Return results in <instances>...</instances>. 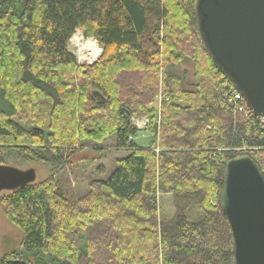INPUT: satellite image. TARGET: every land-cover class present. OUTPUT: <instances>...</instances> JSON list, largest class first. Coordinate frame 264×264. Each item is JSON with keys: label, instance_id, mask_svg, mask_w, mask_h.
Here are the masks:
<instances>
[{"label": "trees", "instance_id": "1", "mask_svg": "<svg viewBox=\"0 0 264 264\" xmlns=\"http://www.w3.org/2000/svg\"><path fill=\"white\" fill-rule=\"evenodd\" d=\"M196 2L0 0V164L17 155L58 169L64 147L111 136L127 150L78 200L56 171L0 196L22 250L35 254H7L0 264L231 263L219 205L225 167L264 155V122L227 101L233 85L202 40ZM78 28L103 49L93 64L69 49ZM185 60L194 89L170 72ZM133 115L149 119L148 148L131 139ZM161 194L171 195L172 213L161 210Z\"/></svg>", "mask_w": 264, "mask_h": 264}, {"label": "water", "instance_id": "2", "mask_svg": "<svg viewBox=\"0 0 264 264\" xmlns=\"http://www.w3.org/2000/svg\"><path fill=\"white\" fill-rule=\"evenodd\" d=\"M202 40L217 67L264 117V0H197ZM93 94L104 97L99 91ZM36 169L0 164V192L36 181ZM219 205L232 232L230 264H264V171L250 155L227 161Z\"/></svg>", "mask_w": 264, "mask_h": 264}, {"label": "rangeland", "instance_id": "3", "mask_svg": "<svg viewBox=\"0 0 264 264\" xmlns=\"http://www.w3.org/2000/svg\"><path fill=\"white\" fill-rule=\"evenodd\" d=\"M91 42L94 43L99 53L84 48L87 43ZM69 49L77 56L78 63L83 65L95 63L103 53L98 40L93 36H87L82 28H78L75 31L69 42ZM170 72L183 78L185 88H195L194 65L191 60H185L179 66L171 68ZM163 99V95H160L152 103V107L156 109L157 116L160 114ZM130 120L139 131H142L138 138L140 143L146 144L149 140H153V135L147 130L149 125L148 118L133 115ZM133 138L131 137V139ZM62 150L66 162L61 168H55L56 170L51 165L25 160L17 155L10 158L7 165L19 169L35 168L36 182L45 180L51 173L56 171L58 184L66 192L67 197L72 200H78L89 192L91 180L104 178L114 169L117 159L124 156L127 152V150L117 147L115 136L108 137L102 142L92 140L83 142L78 140L77 144L72 148L64 147ZM258 159H264V155L259 156ZM9 192L4 190L0 192V196ZM159 205L161 210L172 213L171 195H159ZM21 240V230L5 216L0 207V259L7 254L18 252L32 260L35 254L25 253L21 248Z\"/></svg>", "mask_w": 264, "mask_h": 264}, {"label": "built area", "instance_id": "4", "mask_svg": "<svg viewBox=\"0 0 264 264\" xmlns=\"http://www.w3.org/2000/svg\"><path fill=\"white\" fill-rule=\"evenodd\" d=\"M233 85V84H232ZM226 96H227V101L232 105L234 106L235 110H237L238 112H241L243 113V115L245 117H252V116H255L252 111L249 109L247 103H246V100L245 98L242 96V94L233 86H229L227 88V93H226ZM259 117V119L264 122V117H260V116H257ZM264 160V159H262ZM262 160H259L258 159V163L261 164V163H264V161ZM263 171H264V168H262Z\"/></svg>", "mask_w": 264, "mask_h": 264}, {"label": "crops", "instance_id": "5", "mask_svg": "<svg viewBox=\"0 0 264 264\" xmlns=\"http://www.w3.org/2000/svg\"><path fill=\"white\" fill-rule=\"evenodd\" d=\"M142 131H139L138 132V134L133 138L135 141H136V143H138L140 146H142V147H144V148H148L149 146H150V143H151V141L149 140L148 141V143H146V144H142V143H140L139 141H138V138H139V135H140V133H141ZM149 138V137H148Z\"/></svg>", "mask_w": 264, "mask_h": 264}, {"label": "bare ground", "instance_id": "6", "mask_svg": "<svg viewBox=\"0 0 264 264\" xmlns=\"http://www.w3.org/2000/svg\"><path fill=\"white\" fill-rule=\"evenodd\" d=\"M84 48H86L88 50H91V51H94V52L97 51L96 53H99V51L96 50V46L94 45L93 42H91L89 44L87 43V45Z\"/></svg>", "mask_w": 264, "mask_h": 264}]
</instances>
